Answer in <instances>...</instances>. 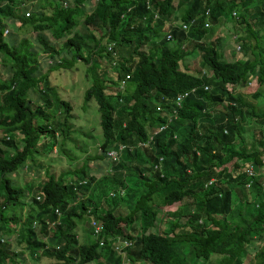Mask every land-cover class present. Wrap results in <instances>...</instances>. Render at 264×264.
I'll list each match as a JSON object with an SVG mask.
<instances>
[{
    "label": "trees",
    "instance_id": "obj_1",
    "mask_svg": "<svg viewBox=\"0 0 264 264\" xmlns=\"http://www.w3.org/2000/svg\"><path fill=\"white\" fill-rule=\"evenodd\" d=\"M34 1L0 0V63L8 64L11 73L6 77L0 73V236L20 231L17 226L21 224L27 236L20 232L19 241L25 242L32 252L30 256L38 259L42 254L59 260L57 264L73 260L78 253L86 263L98 264H128V260L130 264L144 258L152 264H207L211 255L217 256L215 264H264V177H252L250 200L243 185L249 177L235 173L242 166L239 160L253 163L256 170L264 167V134L260 132L264 111H256L246 99V95L258 98L262 93L258 89H264V0H71L70 4L53 0L50 15H25L22 7ZM233 11L236 14L231 19L244 26L245 33L237 37L246 58L228 61L216 48L219 43H202V38L210 31L204 21L217 23L218 17L227 18ZM79 20L85 27L100 31L99 37L77 30ZM8 21L19 22L20 26L31 24L39 32L36 43L29 39L10 43L4 34ZM180 22L187 23L188 29L182 30ZM45 31H51L60 44L50 43ZM195 50L201 52V67L210 70V75L191 70L189 62L183 63ZM40 53L55 59L53 68L70 67L78 60L86 63L92 85L85 91L84 104L91 99L98 104L103 157L118 144L127 146L121 161L107 165L105 172L120 177L126 172L136 173L144 181L146 189L134 206L138 208L136 214L131 211L125 216L116 215L114 207L122 202L108 195L109 200H99L100 206H95L89 191L96 177L84 170L78 173V169L73 170L74 178L69 182L63 176L55 178L47 173L42 187L45 199H34L36 208L23 221L10 212L25 204L26 190L15 186L8 175L34 160L39 147H43V153L53 150L58 134L63 137L71 130V103L59 97L46 74L35 75ZM253 78L258 84L255 92L235 90V86L246 85ZM205 85L211 89L204 90ZM185 91L189 93L177 108L169 130L155 133L158 125L166 122L159 111L170 112L174 98ZM33 93L38 100H32ZM246 113L251 114L249 118L257 129L246 128ZM56 116L61 120H55ZM244 132L248 133L243 136ZM176 133L179 146L173 138ZM194 148H201L202 165L182 161L181 155L188 157ZM10 149L14 151L11 155L7 154ZM150 149L152 162L161 155L166 159L172 171L167 179L158 177L152 162L144 164ZM234 158L238 162L235 160L232 170H228L227 164ZM212 177L217 185L206 186ZM238 181L248 194L238 195L233 202L230 183ZM185 198L190 199L191 211L185 212L179 206L161 215L156 223V208ZM55 207L62 213L61 218L54 212ZM88 213L103 226L105 245L101 250H97L91 235L88 244L74 247L78 244L76 219L79 222ZM166 216L169 218L164 222ZM57 220L60 223H55ZM34 222H38V228ZM50 223L54 224L50 227ZM126 226L140 227L142 233L122 260L115 257L110 242L116 235H124ZM153 226L157 232L146 233ZM38 232L49 235L51 244H59V248L50 246L40 251L43 242ZM126 236L133 239L130 234ZM247 253L251 258L245 257ZM19 257L9 242L0 241V264H18Z\"/></svg>",
    "mask_w": 264,
    "mask_h": 264
},
{
    "label": "rangeland",
    "instance_id": "obj_2",
    "mask_svg": "<svg viewBox=\"0 0 264 264\" xmlns=\"http://www.w3.org/2000/svg\"><path fill=\"white\" fill-rule=\"evenodd\" d=\"M65 2L70 4L71 0H65ZM50 4H52L54 7L53 0H36L24 5L22 10L25 12V15H28L31 12H42L43 15L48 16L52 12V6ZM91 6L88 5V7ZM151 6L152 5L149 4V9H152ZM231 17L232 14L227 16V18L218 17L217 23L212 22V24L210 22L208 30L211 32L209 31L205 37L202 38V40L208 44L213 42L219 43V51L223 52V57L226 59L235 60L241 57L246 58L242 50L238 47L240 46V41L238 39L240 37H237L238 35L242 34V32H244V26L236 23L233 19H231ZM6 27L9 28L6 38L10 43L14 41V43H19L20 40L23 39H29L32 42L35 40L36 43V35L39 34V32H35L31 24L20 26L19 22L13 23L12 21H8ZM76 29L88 35H95L96 39L100 35V31L94 29L91 26L85 27L81 20H79V24L76 26ZM45 34L48 36L50 43L60 44V40H54L51 31H45ZM88 42L89 44H93L92 41ZM185 46L186 44L184 47ZM187 47L188 46H186V48ZM32 50H34L33 47ZM37 60L40 65L35 75L46 74L50 86L54 87L58 91L56 92L58 93L59 97L69 101L73 107V117L71 118V122L69 120L71 124V130L63 137L60 133L58 134L57 142L53 147V150L43 153V147H39V149L34 152V160L28 161L25 168L19 169L15 173L8 175L9 179L15 186H21L20 188L26 190L25 194L27 195L24 200L26 199L29 202V205H23L15 209H10V212L18 215L21 221H23V219L28 216V212L36 208L30 200V196H28L27 191H29L31 197L39 193L42 187L40 185L38 186L37 180H40L42 184L43 180L47 179V173H51L55 176V178L63 176V180L65 182H69L70 178H74L72 177V175L75 174L73 170L78 169V173L84 170L87 172L86 174H88V176L94 175L96 177L94 181H91L89 191L92 201H95V206L99 207L100 201L102 202L104 199L109 200L107 195L112 191L117 192V185L123 184V186H125L127 189L126 195L121 198L122 200L120 201L122 203L115 205L114 213L116 215L122 216H125L131 211L137 213L136 209L138 208H134V206L135 202L140 196V193L146 189L144 187V181L139 178L138 175H132L128 172H126L125 176L123 175V177H120L115 173L114 175H112V173L106 174L108 172H105L107 169L108 160L99 155V145L103 140V136L101 133L98 104L94 99H91L86 104H84L85 91L92 85L91 72L86 68V63H84L82 60H78V62L70 67L61 66L58 68H53L52 66H54L55 59L49 56L48 53H40L37 57ZM200 60L201 52L195 50L190 56L186 57L183 63L189 62V67L191 70L199 71L202 69ZM0 71L1 77H6L11 74L8 64L3 66L0 63ZM133 87L134 84H131L132 89ZM229 87L232 88V85L230 84ZM234 88L235 90L237 89V91L239 90L244 94H251L258 89V84L256 83L255 78H253L246 85L235 86ZM258 90L262 92L258 98L254 95H246V99L252 102L256 111H264V89L259 88ZM31 97L33 101L38 100L37 95L34 93ZM250 115L251 114L247 116L245 126L248 130L257 129V124H255L253 119L249 118ZM61 118V116H56L55 120H61ZM55 120H53V122ZM260 132L264 134V125L262 126ZM247 133L248 132H246L245 135ZM1 135L2 131L0 130V137ZM15 135H17L20 139L22 138L19 132H16ZM260 136L261 135H259L258 131L257 138ZM9 152L10 153L7 154L11 155L14 151L10 149ZM234 160L235 159H233L232 162H234ZM230 164L227 165L229 166ZM217 169L219 170L220 167H217ZM238 172H240V170ZM230 186L232 188V198L234 201L238 199V195H244L248 192L247 190L246 192L244 189H242L239 181L231 182ZM239 189L242 190L239 191ZM249 198L251 197L249 196ZM141 204L144 205L142 202ZM178 205L179 203H174L160 207L158 220L159 217L165 214L167 210H174ZM182 207L185 212L192 210V205L185 201L182 203ZM101 209L103 208L101 207ZM10 212L9 214H11ZM168 218L169 217L166 216L164 218V222H166ZM87 219V217H84L82 222H86ZM34 226L38 228V222L34 223ZM166 226L167 224L164 225V229ZM19 227L21 228V224L17 226V229ZM81 229L82 237L79 241L86 242L88 240L89 228L85 225H82L80 230ZM23 231L24 229L22 230L21 228L20 231L17 230V232L15 231L14 234L12 233L9 236H6V242H9V247L20 253V257L17 259L18 264H53L55 261L48 257L40 256L38 260H35L30 256L32 252L26 249L25 242L19 241ZM152 231H155V229H152ZM20 232L22 234L18 236ZM24 234L26 235V233ZM41 237H45V235L40 234V238ZM183 247L184 246H181L180 248ZM251 249H254V246L251 247ZM215 257L217 258V256ZM245 257L251 258L249 253H247ZM216 258H211L207 264H213Z\"/></svg>",
    "mask_w": 264,
    "mask_h": 264
},
{
    "label": "clouds",
    "instance_id": "obj_3",
    "mask_svg": "<svg viewBox=\"0 0 264 264\" xmlns=\"http://www.w3.org/2000/svg\"><path fill=\"white\" fill-rule=\"evenodd\" d=\"M66 4L67 3H64V5H66ZM235 14H236V12L233 11L232 12V15H235ZM206 21L209 22L208 19ZM180 23H177V24H180ZM204 23H205V21H204ZM209 26H210V22H209ZM208 27H206V28H208ZM6 29L9 30L8 27H6ZM7 34H5V35H7ZM166 36H167V38H170V34H167ZM203 42L204 41L202 40V43ZM213 43H211V44H213ZM185 44H183V45H185ZM111 47H112V44H110L109 49ZM218 47L219 46H217L216 48H218ZM238 47L240 48V46H238ZM218 49L220 50V48H218ZM219 52H222V51H219ZM226 60L232 61V60H229V59H226ZM200 71L202 72L203 75H207L208 76V75L211 74V71L208 70V69L206 70V69L203 68V69L199 70V72ZM127 78H128V76H126V78L121 81V85H124V83H125V81H126ZM210 87H211L210 85H205L204 86V90L208 91V90L211 89ZM192 91H194V88L191 90V92ZM188 93H189V91H185V92L179 93L174 98V100H173L174 106L171 108L170 112H164L162 110L159 111V112H163V116L166 117V119H165L166 122L158 125V127L154 130L155 133L161 132L164 129L169 130V128L171 126V123H173V121L175 120V118L177 116V108L179 106H181V101L187 97ZM178 97L180 98V103L179 104L177 103ZM157 110H160V107H157ZM247 114L248 113H246L244 115V117L247 116ZM236 119H238L237 116H235V120ZM200 132H201L200 134H202V131H200ZM101 133H102V128H101ZM245 133L246 132L243 133V136H245ZM102 136H103V134H102ZM173 138L174 139L177 138V142H178V146H179V137H178V134L177 133H176V135L174 134L173 135ZM102 143H103V140H102V142L99 145V151H100V154L99 155L103 157V148L101 146ZM139 145H141L143 147L148 146L147 145V142H140ZM137 146H138V144H137ZM200 146L202 148V144ZM126 148H127L126 145H124V144H118V145H116V147H113L111 149H108L106 151V153H105L106 156H104V158H106L108 160V165H111V164L113 165V163L115 161H121L123 152H124V150ZM201 148H194V149H192L191 152H190V155L188 157L186 155H181L182 161L184 163H191V162H196L197 161L196 162L197 164H201L202 163V151H201ZM130 149H134V146H131ZM152 154H153L152 153V150L150 149V151L143 158L145 160L144 164H147V162H149V161L152 162L151 161V157H153ZM234 159L236 160V162H238V160L236 158H234ZM152 163H153V168L158 173V177L159 178L167 179L170 176V173L172 171L171 170L170 171L168 170L167 165H166L167 164L166 159H164L162 155L160 157H158V160L156 162L154 161ZM239 163L242 166L241 167L239 166L236 169L235 173L236 174H238V173L239 174L240 173H245L247 175V177H249L247 179V181L243 185L245 187V190L251 191V189H252V183H253L252 177H255V176H258V175L264 177V167H260L259 170H256L255 165L253 163H251V162H245L244 160H239ZM261 163H262V165H264V155L261 156ZM232 164H233V162L227 167L228 170H232ZM230 167H231V169H230ZM250 167L252 169V173L251 174L248 172V169ZM239 170H242V171L238 172ZM188 171L191 172V169H188ZM49 174H51V173H49ZM132 175H134V174H132ZM46 180H43L42 184H41V181L40 180H37L38 186L40 185L41 187H43ZM156 181H158V179ZM217 183H218L217 179L215 177H212V178H210L209 180L206 181V186H216ZM144 187H145V185H144ZM126 191H127L126 187L122 185L121 187L117 188V192H115V191L110 192L108 194V197H110V198L111 197H115V199H117L119 197L118 200H122L121 198L126 195ZM27 192H28V196H30L29 198L32 201V203H33V200L34 199L37 200V201H43L45 199V193H44V191H43L42 188H41V190L39 191L38 194H36V195H34L32 197L29 194V191H27ZM248 193L250 194V197L251 198H249V199L251 200L252 199V194H251V192H248ZM26 195L27 194H25V197H26ZM29 198H27V199H29ZM253 200H254V195H253ZM184 201L187 202V203H190V199L185 198V199H183L180 202H176V203H179V205L175 209H177L179 206H182V203ZM232 201L234 202V200H232ZM136 202H135V204H136ZM26 205H29V202H28V200L25 199L24 206H26ZM156 209H157L156 211H157V213L159 215L160 207L159 208H156ZM182 209H183V207H182ZM169 211H172V210H167L166 212H169ZM54 212L56 214H58L60 216V218L62 217V213L59 211V209L57 207L54 208ZM84 217H87L88 218L86 222H82V219ZM83 218L79 222L77 221L78 219H76L77 224H76L75 239L78 241V244H77V246H76V244H74V247H78L79 244L81 245L83 243H87L88 244L89 243V239H90V235H91L94 239H96L97 250H101L102 246L105 245L104 233H102L103 226L100 225L97 222V219H95L90 213H88L87 215H84ZM58 220L55 223H60V222H58ZM93 222H95L100 227L99 232L97 234L94 232V227H93V224H92ZM157 222H158V218H157L156 223ZM34 223H36V222H34ZM53 224L54 223H50L49 226L51 227ZM82 225H85V226H87L89 228L88 240L86 242L85 241L84 242H80L79 241L81 239V237H82L81 236L82 235V229L80 230V228L82 227ZM137 225H139V224L137 223ZM33 226H34V224H33ZM34 227H36V226H34ZM21 228H22V226H21ZM127 229H128V232H127ZM152 229H155V231H156L158 228L156 226H153L149 230H147L146 233H149V232L156 233L157 232V231L156 232L155 231H152ZM123 230H124V235H116L114 238L111 239L112 241L110 242V248H111V250H113L115 252V254H114L115 257H118L119 256V257L122 258V260H124L127 257V249L133 246L134 239L137 236L139 237L141 235V233H142V229L140 227L131 228V226H129V227L126 226V227L123 228ZM54 231L55 230L50 229V232H54ZM23 233H26V236H27V229L26 228H24ZM38 233H40V232H38ZM127 234L132 235L133 239L127 238V236H126ZM19 235H21V234H19ZM6 236H7L6 234H1L0 241L2 243L6 241ZM40 240H42V242H43V247H41V250L40 251H44L45 249H47L50 246H53L55 248H59V244H51V242L49 240V235H47V234L45 235V237H41ZM262 240L264 242V239H262ZM66 254L68 255V253H66ZM40 256H42V254L39 255V257ZM80 256L81 255L78 253V254L75 255V257L73 258V260L68 261V262H64V261H60V262H62V264H81L80 261H82L83 264H98V262H96V261H89V262L86 263V261H84L83 258H80ZM211 258H216V257L211 255ZM33 259H35V258H33ZM38 259H35V260H38ZM52 260H54V259H52ZM54 261L55 262L53 264H57L59 262V260H54ZM129 262L130 261L128 260L127 263L129 264ZM200 263H201V261H200ZM208 263H209V261H208ZM130 264H152V262L150 261V259L144 258V259L136 260V263H132L131 262ZM213 264H215V263L213 262Z\"/></svg>",
    "mask_w": 264,
    "mask_h": 264
},
{
    "label": "built area",
    "instance_id": "obj_4",
    "mask_svg": "<svg viewBox=\"0 0 264 264\" xmlns=\"http://www.w3.org/2000/svg\"><path fill=\"white\" fill-rule=\"evenodd\" d=\"M206 14L207 15L209 14V9L206 10ZM204 26L205 27H208L209 26V22L208 21H205ZM180 28H182V30H184V31L187 30L188 29L187 23H181L180 24ZM8 31H9L8 29H5L4 30V33L7 34ZM177 103L178 104L180 103V98L179 97H178ZM248 172L250 174L252 173L251 167L248 169ZM92 224H93V227H94V232L97 234L99 232L100 227L95 222H93Z\"/></svg>",
    "mask_w": 264,
    "mask_h": 264
}]
</instances>
